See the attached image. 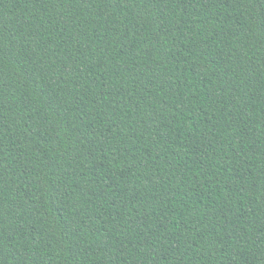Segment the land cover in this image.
I'll return each mask as SVG.
<instances>
[{
	"label": "trees",
	"instance_id": "obj_1",
	"mask_svg": "<svg viewBox=\"0 0 264 264\" xmlns=\"http://www.w3.org/2000/svg\"><path fill=\"white\" fill-rule=\"evenodd\" d=\"M0 264H264V0H0Z\"/></svg>",
	"mask_w": 264,
	"mask_h": 264
}]
</instances>
